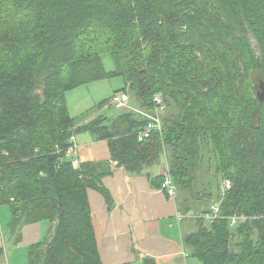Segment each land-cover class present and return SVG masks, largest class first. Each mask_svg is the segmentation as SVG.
<instances>
[{"label": "trees", "instance_id": "obj_1", "mask_svg": "<svg viewBox=\"0 0 264 264\" xmlns=\"http://www.w3.org/2000/svg\"><path fill=\"white\" fill-rule=\"evenodd\" d=\"M27 14L39 30L20 24L18 15ZM202 23L220 33L232 79L248 82L253 72L264 80V0H1L0 206L11 208L12 234L33 222L52 225L47 241L30 247L27 264H103L88 191L100 188L107 169L96 162L75 168L66 157L75 123L65 91L114 75L147 112L155 95L164 98L162 134L139 142L146 118L129 111L111 121L98 116L77 132L106 141L112 159L131 173L164 164L184 213L200 211L189 202L194 171L212 148L216 176L231 182L223 218L200 221L184 236V249L203 264H264V102L256 92L246 103L224 100L222 79H206L210 91H203L200 78L215 70L196 59ZM103 53L112 55L115 71L106 70ZM233 216L246 220L231 227Z\"/></svg>", "mask_w": 264, "mask_h": 264}, {"label": "crops", "instance_id": "obj_2", "mask_svg": "<svg viewBox=\"0 0 264 264\" xmlns=\"http://www.w3.org/2000/svg\"><path fill=\"white\" fill-rule=\"evenodd\" d=\"M134 103L140 107L139 117L134 115L135 118L145 119L147 111L139 100ZM90 122L74 127L77 147L70 159H77L79 164L100 163L107 169L100 188L88 191L91 220L103 264H138L142 256L155 258L157 264H186L182 258L185 250L182 240L195 230L186 222L176 223V205L163 191L162 178H158L165 172V165H150L141 172H129L126 166L112 159L107 142L98 140L90 131H78L83 133L82 141H78L77 130ZM11 220V208L0 206V264H27L30 247L46 242L52 225L44 220L23 226L14 244L24 248V255L15 262L9 255L5 263L4 247L12 234Z\"/></svg>", "mask_w": 264, "mask_h": 264}, {"label": "rangeland", "instance_id": "obj_3", "mask_svg": "<svg viewBox=\"0 0 264 264\" xmlns=\"http://www.w3.org/2000/svg\"><path fill=\"white\" fill-rule=\"evenodd\" d=\"M18 18L19 19L22 18L21 21L20 20L18 21H20V24H27L30 30H33L34 27H36V30L40 29V27L38 28L37 26L38 24L35 22L36 18L33 15L27 14L24 15L23 17L18 15ZM201 29L203 30H198L199 38L205 40V43L201 46V48L195 47V52L198 51L199 53V56L196 59L202 62L205 58L210 62H213L214 64H212V68L215 70L213 72L210 70L209 74L205 76V78L204 77L200 78L201 85L203 86V91L204 92L210 91L209 86L206 85V79L210 81H219L220 79H222L223 81H227V86H228L227 89L229 90V94L227 97H224V100L229 99V97L233 96V97H237L243 103H246L251 99L253 93L256 92L257 94V92L261 90L260 83L264 82V80L257 79L258 77L254 75L253 72H251L252 76L248 80V82H243L237 77L232 79L231 71L233 68V62L231 58L227 56V53L224 51V46L220 42V37H219L220 33H218V31H216L213 27H210L205 23H202ZM203 31L208 35L207 40L203 35ZM189 45L191 44L188 43V46ZM255 45L256 44L254 42V46ZM213 51L215 54L214 56H211ZM102 60L108 72H112L116 70L114 60L110 53H103ZM182 63L183 62H181V64ZM217 68H219V70L216 71ZM231 79L233 80V82ZM127 85H128L127 81L124 79V77L120 75H114L109 79L92 82L87 85H81L66 90L65 91L66 108L68 110V113L74 120L75 127L76 126L78 127L79 125H84L87 122L94 120L98 116H103L104 118H107L108 121H111L118 115L128 110H130L135 116L139 117L138 111L140 107H138V105H135L134 103V100H138V99L136 98V95L133 92L125 91ZM115 93L118 94L119 96H123V95L129 96L128 98L130 99V101L127 105L126 108L127 110L116 108L115 103L113 102V97ZM171 111L177 113V108L174 107V109ZM167 114L168 113L166 112V115ZM75 135H77L78 141H82L81 136L83 135V133L79 134L78 132ZM203 153L204 156L202 155L203 157L201 159L202 161H200L197 164V167L194 171L195 179H194L192 193L190 194L193 197V200L189 201L190 204L193 203L192 205L196 207L195 209L199 208L201 212L200 211L197 212L194 210L193 212L184 213L180 211L179 209L180 199L178 198V189L177 186L175 185L177 192L176 197L174 198H171L169 196L168 197L174 201L176 205V213L178 211L184 214H202L205 210L208 211L212 204L221 205L225 193V190L223 189L224 179L222 178L221 175L216 176L215 174L214 167L216 165V157L213 155L212 148H204ZM164 174L165 172L163 173L162 176H164ZM173 183L175 184V182ZM2 206L10 208V206L7 204L1 205V207ZM176 213H175L176 223L180 225L186 222L189 224L190 227L193 228V231L196 230L197 225L201 223L200 222L201 220H196L194 218H187L179 222L176 218ZM2 222L4 225L5 223L4 219L2 220ZM205 223L206 225L209 226L211 225L210 223L212 222H205ZM16 237L17 234H11V233L9 234V237H7L4 247L5 249L4 253H6L7 251L5 256V263H8L9 255H12V260L14 262L20 261L22 259V255H24V248H19L18 246L16 247L14 244ZM184 253L187 255H185ZM184 253L182 254V258L185 259L186 264H203L198 258L193 257L190 252L187 251L186 253V250H184ZM2 258L4 259L3 255ZM142 258H144V256H142Z\"/></svg>", "mask_w": 264, "mask_h": 264}, {"label": "built area", "instance_id": "obj_4", "mask_svg": "<svg viewBox=\"0 0 264 264\" xmlns=\"http://www.w3.org/2000/svg\"><path fill=\"white\" fill-rule=\"evenodd\" d=\"M129 96H119L118 94H114L113 102L115 103V106L117 109H126L127 105L130 101L128 98ZM153 108L150 112H147L145 114L146 118V124L138 131L137 133V139L139 142H143L146 139H149L153 133H159L162 134L163 131V119L165 117V114L167 112V104L164 100V98L157 94L153 98ZM127 110V109H126ZM70 146L66 150V157L71 158L75 149H76V138L74 135L70 138ZM72 164L75 168L78 167L79 161L77 159H72ZM173 178L168 170L166 168L165 174L163 176V182H162V189L167 194V196L174 198L176 197V187L173 183ZM231 188V182L229 180H224V186L223 189L225 191L229 190ZM176 218L179 222L187 219V218H194L196 220H201L205 222H214L217 219L223 218L221 214V205L220 204H212L208 211L202 213V214H184L181 212L176 213ZM246 217H238L233 216L230 218V225L232 227L236 226L239 221L245 220Z\"/></svg>", "mask_w": 264, "mask_h": 264}, {"label": "water", "instance_id": "obj_5", "mask_svg": "<svg viewBox=\"0 0 264 264\" xmlns=\"http://www.w3.org/2000/svg\"><path fill=\"white\" fill-rule=\"evenodd\" d=\"M260 91L257 92V97L260 103L264 102V82L260 83Z\"/></svg>", "mask_w": 264, "mask_h": 264}]
</instances>
